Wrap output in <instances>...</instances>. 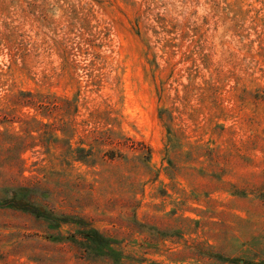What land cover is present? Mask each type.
<instances>
[{
  "label": "rangeland",
  "instance_id": "obj_1",
  "mask_svg": "<svg viewBox=\"0 0 264 264\" xmlns=\"http://www.w3.org/2000/svg\"><path fill=\"white\" fill-rule=\"evenodd\" d=\"M9 189L84 224L0 208V264H264V0H0Z\"/></svg>",
  "mask_w": 264,
  "mask_h": 264
},
{
  "label": "trees",
  "instance_id": "obj_2",
  "mask_svg": "<svg viewBox=\"0 0 264 264\" xmlns=\"http://www.w3.org/2000/svg\"><path fill=\"white\" fill-rule=\"evenodd\" d=\"M27 189H9L5 191L4 195L0 197V208H10L18 211L29 213L38 219L50 221L59 227L61 224L76 223L84 224L76 218L56 216L47 210L43 209L40 205L32 201L27 195ZM78 222V223H77ZM76 238H75V237ZM80 236L82 239H78ZM72 243L76 244L80 250L91 248L105 249L112 245L111 240L103 236L97 230H82L73 235Z\"/></svg>",
  "mask_w": 264,
  "mask_h": 264
}]
</instances>
